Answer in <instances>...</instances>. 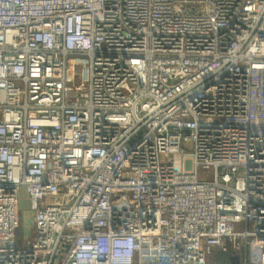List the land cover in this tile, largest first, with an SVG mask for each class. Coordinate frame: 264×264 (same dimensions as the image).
<instances>
[{
  "label": "built area",
  "instance_id": "1",
  "mask_svg": "<svg viewBox=\"0 0 264 264\" xmlns=\"http://www.w3.org/2000/svg\"><path fill=\"white\" fill-rule=\"evenodd\" d=\"M216 251L264 264V0H0V264Z\"/></svg>",
  "mask_w": 264,
  "mask_h": 264
},
{
  "label": "rangeland",
  "instance_id": "2",
  "mask_svg": "<svg viewBox=\"0 0 264 264\" xmlns=\"http://www.w3.org/2000/svg\"><path fill=\"white\" fill-rule=\"evenodd\" d=\"M36 205L33 204L27 198L26 194L22 191L19 198V212H20V228L17 231V243L19 248L25 247V239L27 237H33V217L32 212ZM218 255V256H215ZM218 257H220L219 252H214V254L208 257V264H225L224 262H218ZM227 263V262H226Z\"/></svg>",
  "mask_w": 264,
  "mask_h": 264
},
{
  "label": "trees",
  "instance_id": "3",
  "mask_svg": "<svg viewBox=\"0 0 264 264\" xmlns=\"http://www.w3.org/2000/svg\"><path fill=\"white\" fill-rule=\"evenodd\" d=\"M220 257H218V262H232V263H237L240 261L239 255L230 252L228 254H219ZM218 256V255H215Z\"/></svg>",
  "mask_w": 264,
  "mask_h": 264
},
{
  "label": "crops",
  "instance_id": "4",
  "mask_svg": "<svg viewBox=\"0 0 264 264\" xmlns=\"http://www.w3.org/2000/svg\"><path fill=\"white\" fill-rule=\"evenodd\" d=\"M22 192V191H21Z\"/></svg>",
  "mask_w": 264,
  "mask_h": 264
}]
</instances>
